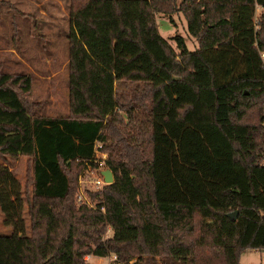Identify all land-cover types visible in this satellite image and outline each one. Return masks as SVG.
<instances>
[{"label":"trees","instance_id":"1","mask_svg":"<svg viewBox=\"0 0 264 264\" xmlns=\"http://www.w3.org/2000/svg\"><path fill=\"white\" fill-rule=\"evenodd\" d=\"M67 1V116L38 115L31 78L0 72V264H239L264 250V0ZM176 12L192 52L158 35L154 15ZM96 144L113 182L86 192L89 208L74 197Z\"/></svg>","mask_w":264,"mask_h":264},{"label":"rangeland","instance_id":"2","mask_svg":"<svg viewBox=\"0 0 264 264\" xmlns=\"http://www.w3.org/2000/svg\"><path fill=\"white\" fill-rule=\"evenodd\" d=\"M179 1L177 0L178 3ZM259 13L260 9L256 7L252 17V26L255 29ZM68 16L67 0H0V72L29 76L32 100L39 104L37 114L48 118L66 117L68 112ZM154 21L158 35L173 50L175 44L170 40L173 36L183 39L187 51L192 52L197 48V42L188 35L185 20L180 13H157L154 15ZM13 31L16 32V38L12 37ZM259 58L263 65L264 54L260 53ZM26 167V159L22 157L10 162L11 171L22 185L25 178L30 177ZM27 185L26 192L29 195L30 184ZM88 203L91 207L92 203ZM23 219L27 221L25 211ZM10 234L11 228L2 224L0 213V235ZM104 236L109 237L110 231L107 230ZM84 260L89 264H113L115 258L112 255L105 258L86 255ZM155 262L158 264V260ZM240 263L264 264V250L244 251Z\"/></svg>","mask_w":264,"mask_h":264},{"label":"built area","instance_id":"3","mask_svg":"<svg viewBox=\"0 0 264 264\" xmlns=\"http://www.w3.org/2000/svg\"><path fill=\"white\" fill-rule=\"evenodd\" d=\"M100 148V144L94 145L92 163H85L82 173L77 176V189L74 201L78 205L83 204L90 207L86 199V192H97L105 185L101 176V171L105 169L104 162L107 158V154L100 151ZM261 165L264 166V156Z\"/></svg>","mask_w":264,"mask_h":264},{"label":"water","instance_id":"4","mask_svg":"<svg viewBox=\"0 0 264 264\" xmlns=\"http://www.w3.org/2000/svg\"><path fill=\"white\" fill-rule=\"evenodd\" d=\"M101 176H102V179H103V182L105 185H109L113 182V177H112V174L111 172L108 170V169H104L101 171ZM230 219L234 220L235 219V212L232 213V214H229L228 215Z\"/></svg>","mask_w":264,"mask_h":264},{"label":"crops","instance_id":"5","mask_svg":"<svg viewBox=\"0 0 264 264\" xmlns=\"http://www.w3.org/2000/svg\"><path fill=\"white\" fill-rule=\"evenodd\" d=\"M251 251H256V250H251ZM244 252V251H243ZM242 252V253H243ZM242 253L240 254V258H239V263H240V261H241V255H242ZM241 264V263H240Z\"/></svg>","mask_w":264,"mask_h":264}]
</instances>
